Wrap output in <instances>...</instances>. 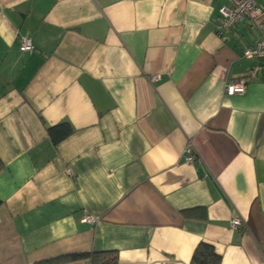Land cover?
I'll return each instance as SVG.
<instances>
[{
	"label": "crops",
	"instance_id": "1",
	"mask_svg": "<svg viewBox=\"0 0 264 264\" xmlns=\"http://www.w3.org/2000/svg\"><path fill=\"white\" fill-rule=\"evenodd\" d=\"M225 4L0 0V264H191L199 242L264 264V55H242L264 12L218 37Z\"/></svg>",
	"mask_w": 264,
	"mask_h": 264
},
{
	"label": "built area",
	"instance_id": "2",
	"mask_svg": "<svg viewBox=\"0 0 264 264\" xmlns=\"http://www.w3.org/2000/svg\"><path fill=\"white\" fill-rule=\"evenodd\" d=\"M228 4L221 5L219 7L220 16L214 23V32L218 37H224L230 34L235 28L238 22L242 20H250L255 22L257 28H261L262 24L259 20V16L264 12V6H262L258 0H227ZM32 42L29 37L23 36L19 39V49L23 51L32 49ZM242 55L246 57H258L264 55V36L256 39L251 44L245 46L242 50ZM158 75L151 76L152 80L158 79ZM249 81L248 76L239 77L236 80H229L224 86V92L227 95L243 94L246 91ZM186 157L189 162L193 161L192 143L189 140L185 146ZM69 175H72L70 168L66 169ZM84 222L94 224L96 218L91 215H84L81 219ZM241 223L240 218L233 217L230 220L231 228L239 227ZM93 264H114L113 262H94Z\"/></svg>",
	"mask_w": 264,
	"mask_h": 264
},
{
	"label": "trees",
	"instance_id": "3",
	"mask_svg": "<svg viewBox=\"0 0 264 264\" xmlns=\"http://www.w3.org/2000/svg\"><path fill=\"white\" fill-rule=\"evenodd\" d=\"M72 131L73 127L67 121H62L57 124L47 126V134L54 144L68 136L70 133H72ZM1 167L2 162L0 159V168ZM87 256L92 257L93 262H114L116 260V252L114 250H99L60 255L54 258L40 260L34 264H51L62 260L77 259ZM219 262L220 255H218L214 251L213 247L206 242H199L195 247L191 257V264H219Z\"/></svg>",
	"mask_w": 264,
	"mask_h": 264
}]
</instances>
